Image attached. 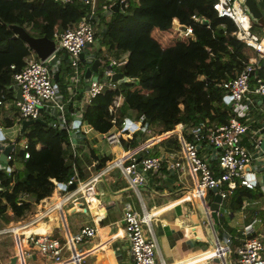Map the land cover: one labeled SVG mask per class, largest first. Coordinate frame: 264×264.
I'll list each match as a JSON object with an SVG mask.
<instances>
[{
	"label": "built area",
	"instance_id": "1",
	"mask_svg": "<svg viewBox=\"0 0 264 264\" xmlns=\"http://www.w3.org/2000/svg\"><path fill=\"white\" fill-rule=\"evenodd\" d=\"M60 4L72 0H54ZM88 11L81 19L57 31L53 35L55 50L44 60L39 59L30 48L31 54L26 64L13 74L12 83L8 90L12 92L10 100L0 101V108L14 107L16 121H42L47 127L56 129L65 134L64 146L69 149L71 158L78 156L79 141L90 137L97 138L103 147L118 148V155L109 160L104 167L98 168L94 175L87 180L79 176L77 165L72 164L73 174L64 183L52 179L56 188L64 190L62 199L69 200L83 189L87 190L101 176L117 169L125 178L128 188L140 198V188L145 186L150 179L160 180L166 173L182 174L187 172L194 181L195 190L186 197L203 198L208 190H216L221 201L230 197L237 187L253 189L256 186L255 174L251 166V154L243 143V138L250 130L248 116L252 106L264 104V80L257 76L256 71L264 69V25L257 31L256 20L251 16L244 0H215L213 9L219 17H228L236 29L233 35L250 48L252 56L242 70L232 79L223 81L221 87L224 91L223 100L230 107L229 119L225 124L210 122L208 119L190 123H179L172 130L162 133L163 139L175 135L179 142L176 153L149 152L147 145L139 146L143 142V135L150 131L151 126L145 122L144 116L121 117L119 108L125 100L123 88H129L138 78L126 76L120 67L126 64L128 53L120 51L117 57L107 56L102 53L99 41L101 18L107 19L112 13V7L118 4V10L124 12L128 0H82ZM123 3V5H122ZM197 20V18H194ZM172 26L178 37H190L192 28L184 26L173 19ZM255 26V29L253 27ZM99 28V32H97ZM101 44L97 47L96 43ZM96 49V51H93ZM116 49V48H115ZM64 54L56 56V52ZM66 54V63L69 68L67 74L69 83L61 86L57 83L60 73V58ZM54 60V63H50ZM98 60L97 71H91L85 78V71L91 64ZM80 65H83L82 67ZM13 67V66H11ZM80 67L82 70H80ZM122 72L121 78L112 80L114 74ZM57 74V79L54 74ZM96 77V78H94ZM108 90H116L107 112L111 115V128L105 132L93 130L83 119L82 112L85 105L93 97ZM245 116V120H241ZM119 118L120 121H119ZM142 132L140 143L134 148H125L123 141L132 139L135 133ZM254 132V134L257 133ZM18 133L16 137L9 138L0 125V154L7 148L5 161L0 159V172L9 175L14 168L16 155L21 150L27 149V140ZM19 136H21L19 138ZM254 145L258 147L260 141L254 138ZM141 153L140 158L138 159ZM27 151L23 159L28 158ZM74 185L73 188H69ZM3 187L0 185V190ZM26 194L20 195L24 199ZM61 205H56L59 208ZM8 211V210H7ZM10 215L13 213L8 211ZM153 213L147 211L142 204V212L133 209L129 202L123 208L122 222L125 236L128 240L129 254L132 264H166L164 260L156 262L157 240L152 228ZM36 221L25 222L19 225L0 228V234L10 232L14 235V228L25 229ZM146 227V231L143 229ZM23 231V230H22ZM96 228L85 224L73 234L68 235L65 242L61 243L50 233L30 232L27 241L30 247L44 254L53 264H66L67 260H79L75 246L85 239L95 235ZM240 237V244L233 251L229 264H264V242L261 235L256 234L253 228H246ZM224 241V245L221 241ZM231 237L219 238L215 235L214 250L209 254L213 260H222L228 264L225 257L229 253ZM70 251L69 257L63 258V251ZM23 261L29 257L28 253L20 250L17 254Z\"/></svg>",
	"mask_w": 264,
	"mask_h": 264
},
{
	"label": "trees",
	"instance_id": "2",
	"mask_svg": "<svg viewBox=\"0 0 264 264\" xmlns=\"http://www.w3.org/2000/svg\"><path fill=\"white\" fill-rule=\"evenodd\" d=\"M214 1L128 0L124 12L114 11L109 18H101L100 26L104 28L100 43L108 52L113 48L127 52L123 72L138 78L129 88H123L125 100L119 108L121 117L143 115L147 124L158 128V134L172 130L179 123L205 119L217 124L228 121L231 110L223 100L221 83L242 70L250 57V48L233 35L236 27L232 20L217 15L212 6ZM87 11L82 0L65 4L54 0H0V101L11 99L8 86L13 74L26 64L31 54L29 46L14 36L10 26L23 27L34 37L53 39L55 32L77 23ZM173 19L190 26L191 36L178 37L172 26ZM262 20L254 25H262ZM68 72L66 56H63L57 79L59 85ZM256 74L264 80V69L257 70ZM116 92L108 90L98 94L83 108V119L93 130L105 132L111 128L112 117L107 106ZM241 120L244 121L245 116ZM4 122L6 127L14 124L9 118H4ZM142 135L139 131L132 139L123 141L124 147H136ZM21 136L27 140V149L15 156L9 175L0 172L2 217L11 210L15 218H22L33 203L52 194L55 187L52 179L64 183L72 176V164L77 162L64 146L65 134L42 121L28 125ZM158 145L161 151L153 154L176 153L179 149L175 135L161 140ZM25 151L29 156L23 159ZM90 153L94 155L95 149ZM95 157L99 168L111 159L110 155ZM23 193L26 197L21 199ZM258 197L260 192L254 188L237 187L228 207L240 209L245 199Z\"/></svg>",
	"mask_w": 264,
	"mask_h": 264
},
{
	"label": "crops",
	"instance_id": "3",
	"mask_svg": "<svg viewBox=\"0 0 264 264\" xmlns=\"http://www.w3.org/2000/svg\"><path fill=\"white\" fill-rule=\"evenodd\" d=\"M255 2L257 6L264 4V0ZM259 9L264 13V7ZM261 18L264 24L263 14ZM248 121L250 130L244 136L243 143L252 157L249 167L255 174L254 189L260 192V197L245 199L240 209H230L228 197L219 203L216 215L212 216L209 204L213 200V190L206 191L203 198L192 196L187 199L188 194L194 192L195 184L189 175L192 184L188 183L186 171L182 174L166 173L160 180L152 177L143 186L146 196L144 201L142 194L139 199L136 195L132 196L125 178L117 169H113L88 186L93 189L89 192L93 194V200L87 198L85 189L84 195L79 192L65 200L62 199L64 190L54 187L49 197L33 203L32 214L24 222L35 220L34 224L25 229L14 228L18 235H0V264H53L44 254L30 247L27 235L45 230L63 243L68 235L75 234L85 224L96 228L95 235L77 244L75 251L79 260H67L66 264H132L122 222L123 208L127 202L139 213L142 212V204L147 211L153 213L151 224L157 240L156 256L160 261L164 260L166 264H223L222 260H211L209 254L204 253L214 250L215 235L219 238L229 235L231 242L229 253L225 257L229 264L233 251L240 244L244 229L253 228L256 234L264 238V104L252 106ZM256 130L258 131L254 134ZM255 136L260 141L258 147L253 142ZM91 149H95L94 155L90 153ZM118 154L117 149L104 148L92 136L79 141L75 163L80 178L87 180L96 173L99 167L95 156L100 158L110 155L112 160ZM195 201H200L199 205L203 210L197 204L192 205ZM60 203L57 208L56 205ZM254 223H258V226ZM200 227L203 232L199 231ZM22 230L23 233H20ZM221 243L225 244L223 240ZM20 250L28 253L29 257H24L21 261L17 256ZM69 255L70 251L62 256L66 260ZM13 256H17L16 261H12Z\"/></svg>",
	"mask_w": 264,
	"mask_h": 264
},
{
	"label": "rangeland",
	"instance_id": "4",
	"mask_svg": "<svg viewBox=\"0 0 264 264\" xmlns=\"http://www.w3.org/2000/svg\"><path fill=\"white\" fill-rule=\"evenodd\" d=\"M258 6L262 9V7H264V4H263V3H260V4H258ZM262 14H263V17H264V13H262ZM261 27H262L261 24H259V25L257 24V31H259ZM97 32H99V28H98ZM96 45H97V47H99L101 44H99V42H98V43H96ZM100 50H101L102 53H105V55H107V56H115V57H117L118 54H120V50H119V49H115V48H113V49L111 50V52H108V51L106 50V47H105L104 45H101ZM93 51H96V49H93ZM62 54H64L63 51H60V52H56V53H55L56 56H58V55H62ZM65 56H66V54H65ZM249 56H252V52H251V51H249ZM49 63H50V67H51V63H54V60H53L52 62H49ZM80 66L82 67L83 65H80ZM81 67H80V70H82ZM67 83H69V80H68V78H65V80H64V82L61 84V86L64 87V86L67 85ZM15 113H16V109H15L14 107H10V108H0V125L2 126V129H3L4 133H5V134L7 135V137H9V138L16 137V136L18 135V133L21 132V131H20L21 125H20V123H18V122L16 121V118H15L16 114H15ZM4 118H9V119H12V118H13L12 120H14V124H13L11 127H6V126L4 125V124H5V122H4ZM247 118H248V120H249V116H248ZM157 131H158V128L152 125L150 131H147V132L143 135V139H145V141H143L139 146L146 145L145 143L148 142L149 140H151V143H152V144H149V145L146 146V147L149 148V152H150V153H155L156 151H161V149L159 148L158 143H159L161 140H163V137H164V136H162V133H161V134H158ZM22 132H24V130H23ZM92 134H93V132L90 133V136H91ZM20 137H21V136H19V138H20ZM159 137H162V138H161L160 140H158V141H156V142L153 143V141L156 140V139L159 138ZM104 148L109 149L110 146L106 145ZM117 151H118V148H117ZM186 179H189L188 183L192 184V182H191V180H190L188 174L186 175ZM2 190H3V189H2ZM129 190H130V189H129ZM255 190H257V189L255 188ZM0 191H1V190H0ZM130 191L132 192V196H133V195H136V194L134 193V191H132V190H130ZM257 191H258V190H257ZM140 192H141V194H142V198L144 199V201H146V196H145V194H144V192H143V187L140 188ZM136 196H137V195H136ZM137 198H138V196H137ZM138 199H139V198H138ZM132 200H133V199H132ZM199 203H200V201H195V202L192 203V205L195 206V205L197 204V205L203 210V207L201 206V204L199 205ZM140 206H141V201H140ZM32 209H33V206H32V208H31L29 211H27V212L25 213V215H24L22 218H19V219L15 218L14 215H10V213H8V212H7V214L5 215V217L0 216V228H3V227L6 228V227H9V226H14V225H16V224L19 225V224L25 223L24 220L28 219L29 216L32 214V213H31V210H32ZM30 221H32V220H29L28 222H30ZM13 223H14V224H13ZM254 225H255V226H258V223H254ZM143 229L146 231V227H145V225H143ZM199 231H202V228H201V227L199 228ZM202 232H203V231H202ZM20 233H23V231L20 232ZM6 234H12V233H10V232H6V233H2V234H0V235H6ZM263 240H264V238H263ZM263 242H264V241H263ZM16 252H17V251H15V253H16ZM66 252H68V250H67L66 248H64L63 254L66 253ZM209 252H210V251H208V252H206V253H204V254H205V255L210 254ZM8 253H9V252H8ZM15 255H16V254H15ZM16 257H17V256H16ZM1 259H2V257L0 256V261H2ZM3 259H4V258H3ZM156 259H157V256H156ZM157 262L160 263V260L157 259Z\"/></svg>",
	"mask_w": 264,
	"mask_h": 264
},
{
	"label": "water",
	"instance_id": "5",
	"mask_svg": "<svg viewBox=\"0 0 264 264\" xmlns=\"http://www.w3.org/2000/svg\"><path fill=\"white\" fill-rule=\"evenodd\" d=\"M244 4L246 5L248 11L250 12L251 16L255 20H258L259 18H261L262 12L257 6L255 0H244ZM112 10L116 12L118 10V4H115L112 7ZM10 29L13 30L14 36L20 37L26 43V45L29 46V48H31L35 52L36 56L41 60L46 59L55 50V41L53 39H49L46 36H41V37L31 36L27 33V31L23 27H20L17 25H11ZM98 64H99V61L95 60L91 64V67L86 69L85 78H88L90 76L92 70L95 72L97 71ZM124 67H125V64L120 67V70H123ZM121 76H122V72H118L114 74V76L112 77V80L121 78ZM54 78L57 79L56 73L54 74ZM85 107L86 105L84 106V108ZM32 123L33 122L30 120L29 121L23 120L21 122L20 131L22 132L28 125ZM7 152H8V148L3 153L0 154V159L2 161H5V155ZM140 156H141V153L138 159L140 158ZM246 169H249V166H247ZM73 186L74 185H70L69 188H73ZM213 192H214V196H213L212 202L209 204V209L211 211V215L215 216L216 212L218 211V207H219V203L221 202V199H220L219 194L216 193V190L213 189ZM16 260H17L16 256H13L12 261H16Z\"/></svg>",
	"mask_w": 264,
	"mask_h": 264
},
{
	"label": "bare ground",
	"instance_id": "6",
	"mask_svg": "<svg viewBox=\"0 0 264 264\" xmlns=\"http://www.w3.org/2000/svg\"><path fill=\"white\" fill-rule=\"evenodd\" d=\"M92 187L91 188H88L87 190H85V193H87L86 195H87V198L89 199V200H93L94 198H93V194L92 193H89V192H92ZM89 193V194H88ZM18 232V231H17ZM37 232H42V233H45L46 231L44 230V231H37Z\"/></svg>",
	"mask_w": 264,
	"mask_h": 264
}]
</instances>
